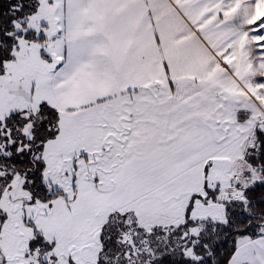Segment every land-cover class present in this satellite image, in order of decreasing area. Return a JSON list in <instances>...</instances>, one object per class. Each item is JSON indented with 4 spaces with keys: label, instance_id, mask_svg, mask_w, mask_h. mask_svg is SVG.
Listing matches in <instances>:
<instances>
[{
    "label": "snow or ice",
    "instance_id": "6c2138e0",
    "mask_svg": "<svg viewBox=\"0 0 264 264\" xmlns=\"http://www.w3.org/2000/svg\"><path fill=\"white\" fill-rule=\"evenodd\" d=\"M0 264H264V0H0Z\"/></svg>",
    "mask_w": 264,
    "mask_h": 264
}]
</instances>
